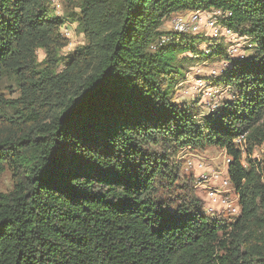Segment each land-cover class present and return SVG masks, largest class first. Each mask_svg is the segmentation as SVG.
<instances>
[{"label": "trees", "instance_id": "obj_1", "mask_svg": "<svg viewBox=\"0 0 264 264\" xmlns=\"http://www.w3.org/2000/svg\"><path fill=\"white\" fill-rule=\"evenodd\" d=\"M67 1L86 44L58 71L50 0H0V84L18 92L0 94V264H264V0ZM185 11L226 14L254 53L162 31ZM186 53L231 63L216 81L232 100L209 117L173 100ZM210 147L230 159V222L159 197L179 180L171 152Z\"/></svg>", "mask_w": 264, "mask_h": 264}, {"label": "rangeland", "instance_id": "obj_2", "mask_svg": "<svg viewBox=\"0 0 264 264\" xmlns=\"http://www.w3.org/2000/svg\"><path fill=\"white\" fill-rule=\"evenodd\" d=\"M51 12L55 17L62 20L60 34L66 41V46L59 51L61 63L58 71L63 69V64L71 59L76 47L86 44L84 35L80 32L77 22L72 21V16L77 15L78 9L76 2L67 0H50ZM189 11H185L183 15H187ZM76 17V16H75ZM170 20H167L163 27V32H172ZM199 37L200 42L197 43L200 51L205 52L206 46L221 45L224 53H228L229 44L222 41L213 40L207 36L205 31L198 35H188ZM166 37V36H165ZM254 53L252 48L241 47L239 54L247 58ZM231 60L240 59L237 56H229ZM45 54L42 50L37 52V60L43 62ZM177 61L193 59V63L183 62L185 73L182 82L176 86L173 92V100L175 103L184 106H193L199 113V119L211 116V112L217 109L225 101L232 100L233 87L229 90L221 81L217 82V78H221L224 71L227 70L231 63L224 59L211 58L209 61L203 59H195L191 53L182 54L177 57ZM196 61V62H195ZM216 71V78H212L211 72ZM202 79L206 85L204 88L196 89V80ZM0 94L6 100L17 98V89L13 83L4 80L0 84ZM264 152V145L256 149L253 153V159H261ZM225 153L215 147L205 150L182 149L171 152V162L179 168V180L176 187L172 191L161 188L159 197L163 201H172L175 204L183 202H194L201 205L202 212L208 217L217 220H225L230 222L238 210L236 195L232 187H223L222 179L227 177ZM11 182L9 175L4 174L0 180V191L6 192L10 189ZM214 192L212 202L208 196L209 192Z\"/></svg>", "mask_w": 264, "mask_h": 264}, {"label": "built area", "instance_id": "obj_3", "mask_svg": "<svg viewBox=\"0 0 264 264\" xmlns=\"http://www.w3.org/2000/svg\"><path fill=\"white\" fill-rule=\"evenodd\" d=\"M226 16V14H223L220 11H194L188 12L187 15H183V13L173 15L170 23L172 31L182 36L198 35L202 31H205L209 38L229 44L227 55L232 56V58L237 56L240 59H244V56L239 54L241 47L252 48L253 45L248 39L240 37L221 24V20ZM166 40V37H162L161 42L163 43ZM208 44L210 45V43ZM208 46L205 48L206 53L209 51ZM211 75L212 78L215 79L217 72L212 71ZM204 85H206V83L202 79H199V81L196 80V89L204 88ZM237 142L240 144L244 143V138L240 137ZM229 162L230 159L227 158L226 167ZM221 184L223 187H230L227 178H223ZM208 196L211 198L210 200L212 202H216V199H214V192L210 191ZM237 212L238 210L235 211V214H237Z\"/></svg>", "mask_w": 264, "mask_h": 264}, {"label": "crops", "instance_id": "obj_4", "mask_svg": "<svg viewBox=\"0 0 264 264\" xmlns=\"http://www.w3.org/2000/svg\"><path fill=\"white\" fill-rule=\"evenodd\" d=\"M226 173H227V167H226ZM227 178V177H226Z\"/></svg>", "mask_w": 264, "mask_h": 264}]
</instances>
